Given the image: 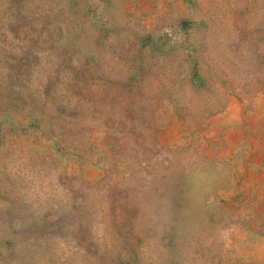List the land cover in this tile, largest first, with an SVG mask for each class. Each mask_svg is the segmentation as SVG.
<instances>
[{
  "label": "rangeland",
  "instance_id": "rangeland-1",
  "mask_svg": "<svg viewBox=\"0 0 264 264\" xmlns=\"http://www.w3.org/2000/svg\"><path fill=\"white\" fill-rule=\"evenodd\" d=\"M0 264H264V0H0Z\"/></svg>",
  "mask_w": 264,
  "mask_h": 264
}]
</instances>
